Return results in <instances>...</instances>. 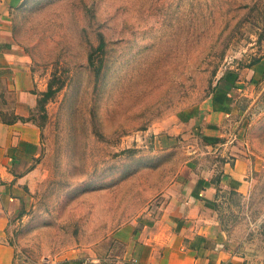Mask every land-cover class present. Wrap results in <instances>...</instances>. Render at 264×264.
<instances>
[{"label": "rangeland", "instance_id": "374dc122", "mask_svg": "<svg viewBox=\"0 0 264 264\" xmlns=\"http://www.w3.org/2000/svg\"><path fill=\"white\" fill-rule=\"evenodd\" d=\"M10 16L40 131L27 202L3 238L12 264L75 249L118 264L112 232L153 216L160 193L206 158L195 150L202 103L228 75L226 135L246 147L252 181L248 195L221 192L215 218L264 264V0H21Z\"/></svg>", "mask_w": 264, "mask_h": 264}, {"label": "crops", "instance_id": "0c3cea01", "mask_svg": "<svg viewBox=\"0 0 264 264\" xmlns=\"http://www.w3.org/2000/svg\"><path fill=\"white\" fill-rule=\"evenodd\" d=\"M19 1L0 0V264L14 261V249L3 238L10 216L27 202L34 160L40 154V131L27 119L36 97L34 79L27 58L14 45L10 25V12ZM224 86L221 82L202 103V141L195 150L206 158L198 157L196 172L189 169L160 193L153 216L148 212L112 232L123 246L118 264H249L250 256L215 218L221 192L249 194L253 169L246 147L238 140L229 142L226 135L235 109L232 87ZM13 117L24 119L9 122ZM97 262L95 251L75 249L46 264Z\"/></svg>", "mask_w": 264, "mask_h": 264}, {"label": "trees", "instance_id": "16d2710c", "mask_svg": "<svg viewBox=\"0 0 264 264\" xmlns=\"http://www.w3.org/2000/svg\"><path fill=\"white\" fill-rule=\"evenodd\" d=\"M221 82L225 85V86H224L225 90H227V89L230 88V87H233V75H228L227 77L221 79V80L218 82V84H217L216 87H218V85H219ZM18 119L23 120L24 118H21V117H19V118H17V117H13L11 120H9V122H14V121H16V120H18Z\"/></svg>", "mask_w": 264, "mask_h": 264}]
</instances>
